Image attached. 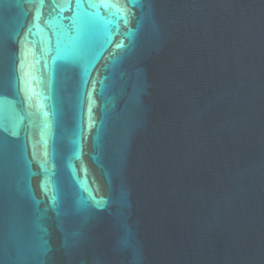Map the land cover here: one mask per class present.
I'll list each match as a JSON object with an SVG mask.
<instances>
[{
  "label": "water",
  "instance_id": "obj_1",
  "mask_svg": "<svg viewBox=\"0 0 264 264\" xmlns=\"http://www.w3.org/2000/svg\"><path fill=\"white\" fill-rule=\"evenodd\" d=\"M0 264H264V0H0Z\"/></svg>",
  "mask_w": 264,
  "mask_h": 264
},
{
  "label": "snow or ice",
  "instance_id": "obj_2",
  "mask_svg": "<svg viewBox=\"0 0 264 264\" xmlns=\"http://www.w3.org/2000/svg\"><path fill=\"white\" fill-rule=\"evenodd\" d=\"M82 2L83 0H76L77 4H80ZM93 25H94V22L91 19H88L83 24L78 25V28L84 33L91 34L93 30Z\"/></svg>",
  "mask_w": 264,
  "mask_h": 264
}]
</instances>
